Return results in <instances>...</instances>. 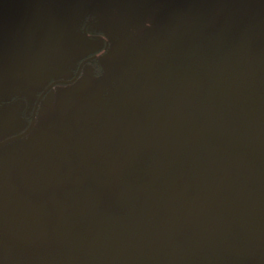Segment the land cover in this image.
<instances>
[{"label": "flooded vegetation", "instance_id": "af4514ba", "mask_svg": "<svg viewBox=\"0 0 264 264\" xmlns=\"http://www.w3.org/2000/svg\"><path fill=\"white\" fill-rule=\"evenodd\" d=\"M0 264H264V0H0Z\"/></svg>", "mask_w": 264, "mask_h": 264}]
</instances>
